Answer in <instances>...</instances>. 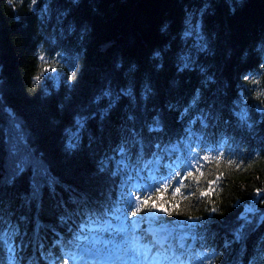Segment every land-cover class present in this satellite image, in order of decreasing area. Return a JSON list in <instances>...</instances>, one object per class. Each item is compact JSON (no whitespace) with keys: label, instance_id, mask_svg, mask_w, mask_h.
<instances>
[{"label":"snow or ice","instance_id":"snow-or-ice-1","mask_svg":"<svg viewBox=\"0 0 264 264\" xmlns=\"http://www.w3.org/2000/svg\"><path fill=\"white\" fill-rule=\"evenodd\" d=\"M81 2L67 0L69 7L59 14L58 22L63 25L71 8ZM225 2L233 14L244 6V0ZM37 3L38 0H30V11H36ZM214 3L215 0H201L200 7L185 10L182 46L178 51H172L171 43L158 46L150 53L143 71L135 62L127 67L117 62L105 74L91 101L73 113L62 130L61 155L68 158L84 155L93 162L92 176L114 185L118 179L119 192L115 199L109 194L104 201H93L87 192L70 195L68 201L61 198L49 213L58 227L41 219L45 192L55 199L58 188L68 192L69 186L63 185L54 174L45 155L34 147L30 131L17 113L5 107L0 96V122L6 125L0 126V264H58L61 259L63 264H69V259L63 257H69L74 264H242V257L230 256L228 250L233 243L239 244L241 232L252 223L247 214L260 211L252 206H246L238 217L246 224L239 225L231 241L213 249L211 258L193 252L192 245L187 244L189 239L193 243L205 240L204 235L197 233L207 232L216 216L224 215L216 203L217 188L226 178L221 166L239 171L245 165L244 160L229 156L237 147L246 151L239 139L234 134L212 131L221 120L219 112L211 111L214 105L193 114V109L203 100V92L216 83L202 63L217 45V38L205 26V18L211 15ZM48 10L46 3L42 11L46 14ZM77 32L80 41H84L89 29L69 24L65 33L61 28L62 35ZM160 32L167 35L168 25H163ZM255 50L264 53V40ZM170 54L174 75L166 87L171 90L179 77L193 71L201 77L200 86L193 90L187 104L169 103L149 116V102L159 94L158 80ZM79 59L78 52L74 70L66 78L69 89L78 82L82 68ZM259 66L264 69V61ZM242 78L246 83H260L250 79L249 74ZM262 96L264 91L258 92L256 98ZM241 99L246 101L247 97ZM121 101L127 104L120 123L113 126L111 116ZM257 110L264 114V107L258 106ZM169 112H177V123L182 125L179 133L170 128ZM234 115L248 134L257 135L260 122L250 118L246 107ZM223 123L227 125L229 121ZM93 124L99 135L94 134ZM106 131L109 139L114 134L119 142L115 147L109 144L108 150L98 156L93 145L103 142ZM262 156L264 153L254 150L252 159ZM210 164L216 166L214 173L205 171V166ZM247 167L251 168L252 164L248 163ZM25 175L28 186L21 191L18 181ZM9 189L17 191L10 194ZM262 194L264 188H255L256 197ZM198 203L205 204L206 216L192 215ZM260 203L264 204V200ZM175 217H181L184 222L173 224ZM260 222L264 223V217ZM60 229L65 231L62 233ZM48 232L56 237L51 244L46 242ZM66 248L69 250L65 251ZM259 261H264V249L258 247L247 264Z\"/></svg>","mask_w":264,"mask_h":264},{"label":"trees","instance_id":"trees-1","mask_svg":"<svg viewBox=\"0 0 264 264\" xmlns=\"http://www.w3.org/2000/svg\"><path fill=\"white\" fill-rule=\"evenodd\" d=\"M46 3H49V10L45 14L42 10ZM200 5L201 0H82L79 6L71 8L70 15L61 25L57 17L69 7L67 0H38L34 12L30 11V0H13L12 3L0 0V96L5 107L17 113L30 131L34 147L45 155L54 174L63 185L69 186L68 192L58 188L59 195L55 199L45 192L43 221L57 226L54 216L49 215L53 211L52 205L61 198L68 201L73 194L87 192L93 201H104L109 194L113 199L117 197L118 179L115 185L99 181L92 176L93 162L84 155L70 158L61 155L59 141L62 130L69 124L73 113L91 101L102 86L103 77L117 62H123L125 67L135 62L143 71L150 53L158 46L171 43L172 51H178L182 46L180 37L185 10L196 9ZM69 24L87 26V38L80 41L78 32L62 35L61 28L66 33ZM165 24L169 27L167 35L160 32ZM205 26L208 33L217 38V45L214 53L204 58L202 63L216 83L203 92V100L198 108L193 109V114L209 110V105H214L211 111L219 112L221 120L212 131L234 134L239 139L246 151L237 147L229 156L244 160L245 165L239 171L227 165L221 166L226 178L217 188L216 203L224 215L216 216L208 225L207 232L197 233L204 235L205 240L198 239L193 243L189 239L187 244L192 245L193 252L211 258L213 249L231 241L232 233L239 225L246 224L238 217L246 206H252L260 211L255 215L247 214L252 223L241 232L239 244L233 243L228 250L230 256L239 255L242 264H247L258 247L264 249V223L260 222L264 217V204L260 203L264 194L260 197L254 195L255 188H264V156L252 159L254 150L264 153V114L257 110L258 106L264 107L261 105L264 96L256 98L258 92L264 91V69L259 66L264 61V53L255 50L264 40V0H244V6L235 14L229 10L225 0H215L211 15L205 18ZM78 52V63L82 68L78 82L69 89L66 78L74 70ZM172 59L170 54L158 80L159 94L149 102V116L153 110L163 109L169 103L187 104L193 90L200 86L201 77L193 71L184 73L169 90L166 85L174 75ZM244 74L260 83H246L242 78ZM36 76L40 80H34ZM242 96L247 100L243 101ZM126 104L127 101H121L112 113L113 126L120 123ZM245 107L250 118L260 122L256 136L248 134L234 115ZM224 120L229 123L224 124ZM168 121L173 132L179 133L182 125L177 123V112H169ZM0 126L6 125L0 122ZM93 132L99 135L94 124ZM118 142L114 134L109 139L106 131L103 142L94 144L93 149L101 156L109 144L115 147ZM248 163L252 164L251 168L247 167ZM215 170V164L205 166V171L214 173ZM27 186L28 177L25 175L18 181V188L22 191ZM16 191L8 190L10 194ZM192 215L206 216L205 204L198 203ZM183 222L181 217L172 218L173 224ZM60 231L63 233L65 230ZM55 238L48 232L46 242L51 244ZM63 258L74 264L69 257ZM58 264H63V259ZM258 264H264V261Z\"/></svg>","mask_w":264,"mask_h":264}]
</instances>
